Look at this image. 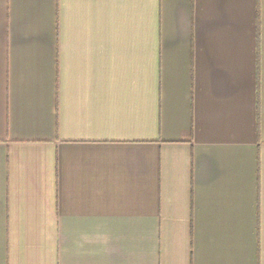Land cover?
<instances>
[{
	"label": "crops",
	"instance_id": "obj_1",
	"mask_svg": "<svg viewBox=\"0 0 264 264\" xmlns=\"http://www.w3.org/2000/svg\"><path fill=\"white\" fill-rule=\"evenodd\" d=\"M0 264H264V0H0Z\"/></svg>",
	"mask_w": 264,
	"mask_h": 264
}]
</instances>
